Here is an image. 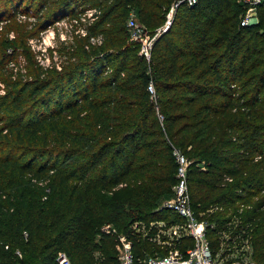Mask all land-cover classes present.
I'll list each match as a JSON object with an SVG mask.
<instances>
[{
	"label": "trees",
	"instance_id": "trees-1",
	"mask_svg": "<svg viewBox=\"0 0 264 264\" xmlns=\"http://www.w3.org/2000/svg\"><path fill=\"white\" fill-rule=\"evenodd\" d=\"M176 1L0 0V264H56L60 252L72 264H118L106 224L130 240L133 264L160 255L158 228L132 225L176 222L155 210L175 182L172 148L192 161L190 205L211 248L227 233L224 244L246 240L264 264V1L245 27L237 0L178 6L146 61L128 43L129 12L154 33ZM74 6L101 13L62 48L60 71L35 66L21 45ZM28 13L33 21L16 19ZM22 54L25 75L9 68Z\"/></svg>",
	"mask_w": 264,
	"mask_h": 264
},
{
	"label": "built area",
	"instance_id": "built-area-1",
	"mask_svg": "<svg viewBox=\"0 0 264 264\" xmlns=\"http://www.w3.org/2000/svg\"><path fill=\"white\" fill-rule=\"evenodd\" d=\"M263 1L264 0H241L244 12L240 16L239 26L245 27L258 24V7ZM197 2L198 0H177L174 2L166 14L164 24L154 33L148 32L142 25H140L135 19L133 11H130L125 22V28L128 32V43L136 46L138 48V55L148 61L156 39L170 26L174 12L178 6L185 5L187 7H193L197 4ZM73 8L76 12L74 15L66 14L62 16L57 21L48 25L45 29L39 32L38 36L28 39L27 42L32 46L37 43L39 44V55L43 56L42 58L44 59V65L43 63H40L39 60H37V57V63H35L41 69L46 70V68L50 67V60H56L53 44L56 30H61L59 36L61 38L60 40L63 41L69 39L72 40L73 37H85L87 36V28L99 17L101 13L100 10L94 7L74 6ZM21 16L24 19L26 18L25 20L33 21V17L30 16V14H21ZM62 28L68 29L69 34L63 33ZM0 29H2V27H0ZM11 34L12 32L8 36ZM102 40V35H92L89 37V44L98 46L101 45ZM20 56L21 55L17 56L15 64L13 62L9 64V68L12 69L15 74L25 75L26 68L22 67L18 61ZM62 60L61 63L54 65L58 71L61 70L60 65L63 63ZM110 71L111 69L108 66H104L98 70V73L101 75H106L110 73ZM146 89L150 101L157 110L158 106L156 104V94L152 81L147 84ZM159 118L161 119V116H159ZM172 156L175 160V182L171 186V196L163 200L155 210L168 211L177 217L178 222L170 223L169 227L165 230V233L170 235V240L172 243H178L184 238L190 239L191 243L189 246L185 247L183 252L175 248L164 254L147 256L144 259L143 264H222L220 258L211 249L209 241L206 237V228L208 225L205 223V221L197 219L190 205L187 178L192 161H189L183 153L175 148H172ZM39 184H45V182H40ZM45 191L48 190L46 189ZM164 222L165 221L163 220L154 221L150 222L147 226L142 223L135 222L132 225V229H134L137 233L142 232L145 234V232H147L145 227L149 229L153 226L160 230L162 225L165 224ZM101 232L107 235L115 236V250L118 263L133 264L132 244L130 240L126 236L119 234L110 224L103 225L101 227ZM23 236L26 237L25 232H23ZM5 248H7V246H5ZM14 253L18 258L21 257V254L18 250H16ZM248 254V251L244 250V259H242L241 263L239 264H254ZM55 263L72 264L67 255L63 252L58 253L55 258ZM230 264L234 263L231 262Z\"/></svg>",
	"mask_w": 264,
	"mask_h": 264
},
{
	"label": "rangeland",
	"instance_id": "rangeland-1",
	"mask_svg": "<svg viewBox=\"0 0 264 264\" xmlns=\"http://www.w3.org/2000/svg\"><path fill=\"white\" fill-rule=\"evenodd\" d=\"M207 1V0H205ZM237 3H240L241 4V0H237ZM243 11L240 13V15H242V13L244 12V8L242 9ZM29 14V13H28ZM16 19L21 22V23H28V21H25L24 18H22L21 14L17 15ZM8 21L6 20H3V21H0V27H3V25L5 23H7ZM3 23V25H2ZM3 30L0 29V33L2 32ZM62 32L63 33H68V29H65V28H62ZM55 36H54V41H53V44H54V51H55V54H56V60H53L51 59L50 60V67L46 68V70H50V69H54L56 71H58L54 65L55 64H59L61 63V60L62 59H65L64 56H62L64 54V52H67L66 50H62L63 47H67V45H70L72 42H73V39H69V40H60V33H61V30H56L55 31ZM69 34V33H68ZM14 36H17L15 33L12 32V34L10 36H8V39L11 40L14 38ZM76 36V35H74ZM75 38V37H73ZM75 41V40H74ZM38 46L39 44H35L34 46H32L31 44H29L28 42L24 43L23 45H21L22 48H28L29 52H30V56H31V60L34 62L35 66H36V57H37V60L40 61V63H43L44 65V59L42 58L43 56H40V51L38 50ZM15 47L12 45L10 47H7L6 49V53H13V49ZM61 50H62V53H61ZM138 52V51H137ZM61 57V59H60ZM41 59V60H40ZM18 61L20 63V65L24 68H26V71H27V59L25 58V56L22 54L19 58H18ZM64 61V60H62ZM36 62V63H35ZM45 67V66H44ZM61 67V65H60ZM62 68V67H61ZM60 71V70H59ZM1 81V80H0ZM5 92V88H4V85L0 82V96H2ZM242 209V205H239V210ZM213 212L215 211L212 210ZM176 222H178V219L176 220ZM165 224L162 225L161 229L160 230H157V236L156 237V242H152V243H155L157 246H156V249L158 248L160 250V254L161 253H167L169 250H172V249H178L180 251V249H182L184 247V244H183V240L185 239H182V241L180 240L178 243H172L171 240H170V235L168 233H165V230L166 228L169 227V224L167 221L164 222ZM175 223V222H173ZM227 234V233H226ZM226 234H224V236L222 238H220L221 240V243L219 244V246L216 248H211L213 251L216 252L217 256L220 258L221 260V263L222 264H230L231 262L234 263V264H239L241 263V260L244 259L243 255H240L241 251H248L249 252V245H248V242L246 240H244V244L241 246L233 243L232 245H227V244H224L223 241L226 240ZM237 238V237H236ZM242 241V240H241ZM191 243V242H190ZM247 245V246H246ZM240 258V259H239Z\"/></svg>",
	"mask_w": 264,
	"mask_h": 264
},
{
	"label": "crops",
	"instance_id": "crops-1",
	"mask_svg": "<svg viewBox=\"0 0 264 264\" xmlns=\"http://www.w3.org/2000/svg\"><path fill=\"white\" fill-rule=\"evenodd\" d=\"M184 249H185V247H184ZM184 249H182V250L180 249V251H181V252H183V251H184ZM118 264H119V263H118Z\"/></svg>",
	"mask_w": 264,
	"mask_h": 264
},
{
	"label": "water",
	"instance_id": "water-1",
	"mask_svg": "<svg viewBox=\"0 0 264 264\" xmlns=\"http://www.w3.org/2000/svg\"><path fill=\"white\" fill-rule=\"evenodd\" d=\"M167 29H168V28H167ZM167 29H166V30H167ZM164 32H165V31H164Z\"/></svg>",
	"mask_w": 264,
	"mask_h": 264
}]
</instances>
